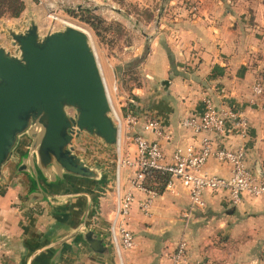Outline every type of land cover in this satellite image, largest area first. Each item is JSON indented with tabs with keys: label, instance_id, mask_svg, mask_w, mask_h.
Here are the masks:
<instances>
[{
	"label": "crops",
	"instance_id": "0c3cea01",
	"mask_svg": "<svg viewBox=\"0 0 264 264\" xmlns=\"http://www.w3.org/2000/svg\"><path fill=\"white\" fill-rule=\"evenodd\" d=\"M181 4L166 0L165 62L157 72L159 77L165 76L167 85L165 96L153 97L150 102L165 130L166 139L160 141L165 159L169 160L174 148L197 146L201 135L181 128L179 121L202 113V100L209 98L218 108L237 109L248 126L244 136L231 124H226L220 134L206 136L225 149L243 146L247 168L264 178V94L259 108L249 105L246 98L255 77L264 75L263 0H240L230 6L220 0ZM16 153L22 152L18 149ZM27 161L29 172L32 162ZM17 163L4 167L8 177L4 173L2 185L12 182L10 174ZM129 171L126 168L123 172L126 189L122 192L130 191L133 202L123 224L132 232L135 248L123 252L122 264H167L180 238L188 244L192 264H264V198L243 194L239 205L233 207L225 192H205L203 207L191 208L186 187L173 180L169 189L153 200V216L145 222L138 214V204L145 195L130 186ZM202 171L226 177L229 167L208 160ZM36 181L47 184L44 188L50 195L41 199L40 205L20 209L22 199L10 200L6 210L0 211V264H116L93 254L84 241L85 234L93 229L108 246L104 237L107 219L103 217L109 219L111 215L103 211L98 226L92 214L95 194L107 184L67 175L55 167L41 171Z\"/></svg>",
	"mask_w": 264,
	"mask_h": 264
},
{
	"label": "rangeland",
	"instance_id": "374dc122",
	"mask_svg": "<svg viewBox=\"0 0 264 264\" xmlns=\"http://www.w3.org/2000/svg\"><path fill=\"white\" fill-rule=\"evenodd\" d=\"M220 1L223 2L224 6L240 2V0H229L230 3L226 4L224 0ZM22 2L24 3V11L18 18L9 16L0 18V48L12 56L18 57L20 55L19 49L14 45L8 31L22 33L28 28L30 22H34L38 27L40 38L49 33L61 31L62 24L52 21L50 16H56L60 21H66L77 26L87 35L89 44L94 50L109 90L113 109L122 119L130 114L136 117L138 121L133 127L126 122L123 123L124 133L119 145L115 147L104 145L99 138L86 132L75 138L71 145L75 155L83 160L89 168L97 172V181L107 184L98 189L100 193L95 194L96 205L92 214L96 216L95 220L100 226L102 221L99 215L103 211L110 213L109 219L107 216L103 217V219H107L106 222L104 220L103 222L107 227V233L104 237L108 239V246L106 247L108 255L105 258L114 261L116 264H121L114 250L112 237L118 183L116 177L114 178V173L119 156L121 159L133 156L134 128L139 127L148 118H157V115L152 112V105H150L153 97L165 96V86L160 84L161 81H165V76L159 77L158 72L161 68V62H165L166 0H22ZM178 2H181L183 6L188 0H178ZM160 33L162 34L160 35ZM155 38L156 41H154ZM260 75L262 74L256 77ZM261 97L255 101L258 108L261 104ZM246 98L251 99L250 88ZM66 111L70 117L75 118L74 109L68 108ZM18 143V149L20 145H23L22 149L27 152L21 157L22 162L28 163L27 157L32 156L33 163L30 165L36 169V174L29 171V175L21 176L17 170L18 167H16V170H13L16 177L11 172L12 182L9 186H5L2 185L1 179L4 178V173L8 177V171H2L0 177V211L9 206L8 201L10 200L13 202L22 199L23 202L19 204L20 209H27L31 205H40V201L36 202L37 204L26 205L28 196L33 192L43 193V199L50 196L44 188L47 184L41 185L36 181V176L40 178L41 172L38 170V158L35 151H32V146L37 141H32L29 135H25L20 137ZM17 160L18 153H15L11 157V163ZM125 170L120 171L119 187L121 193H123V189H126L123 186V172ZM24 189L26 190L22 194ZM154 212H156L155 208ZM138 214L144 218L145 222H149L153 216V208H151L148 216L150 218L145 217L139 210ZM97 219L100 221L98 222ZM91 230L94 232L93 229ZM94 235L99 238L97 234L94 233ZM134 248L135 244L133 243V248L127 251H132ZM123 252L121 259L124 256ZM93 254L104 257L99 253ZM166 263H168V258Z\"/></svg>",
	"mask_w": 264,
	"mask_h": 264
},
{
	"label": "water",
	"instance_id": "95a60500",
	"mask_svg": "<svg viewBox=\"0 0 264 264\" xmlns=\"http://www.w3.org/2000/svg\"><path fill=\"white\" fill-rule=\"evenodd\" d=\"M8 33L20 55L12 56L0 48V177L16 153L20 137L29 135L37 141L32 151L40 172L55 167L67 175L97 180V172L75 155L72 142L86 132L115 147L119 128L87 35L62 24L61 31L40 38L34 22L22 33ZM160 84L166 86L167 82ZM68 108L75 110V118L67 114ZM22 146L14 162H18L19 172L28 173L26 162L21 160L27 153ZM32 159L28 156L26 161ZM43 196L33 192L27 204ZM84 241L92 252L108 255L94 232L88 231Z\"/></svg>",
	"mask_w": 264,
	"mask_h": 264
},
{
	"label": "built area",
	"instance_id": "2783aa9c",
	"mask_svg": "<svg viewBox=\"0 0 264 264\" xmlns=\"http://www.w3.org/2000/svg\"><path fill=\"white\" fill-rule=\"evenodd\" d=\"M50 19L56 22V16H50ZM106 90H108L107 86ZM114 90H116L115 87ZM263 92L264 75H260L250 86L251 99H248L249 105H255V101L263 95ZM202 105V113L187 116L179 121L181 128L189 130L195 135H201L196 147L174 148L169 160L166 161L160 147V141L166 139L165 130L160 119L148 118L140 124L139 131L133 134V156L125 159L118 157L116 162L117 197L112 223V237L114 250L121 264L122 251L133 248L132 233L123 224L124 218L130 211L133 194L130 191L121 193L119 181L122 169L131 170L130 186L145 195L138 204V210L145 217L150 215L152 202L158 196L155 190L146 189L143 186L144 176L148 171H156L168 176L164 190L169 189L173 180L183 184L186 187L191 208L203 207L202 195L205 192H225L228 203L233 207L239 205L240 197L243 194L253 198H264V178L247 168L244 147L237 146L232 149H225L216 145L206 136V134H220L226 124H231L240 136H244L248 126L246 117L235 108L216 107L209 98L203 99ZM113 113L119 128L120 138L124 122L132 125V127L138 122L133 115L129 114L125 119H122L114 109ZM208 160L227 165L229 167L228 175L220 177L203 172L202 168ZM167 264H192L188 261V244L183 238L178 239L174 244Z\"/></svg>",
	"mask_w": 264,
	"mask_h": 264
},
{
	"label": "trees",
	"instance_id": "16d2710c",
	"mask_svg": "<svg viewBox=\"0 0 264 264\" xmlns=\"http://www.w3.org/2000/svg\"><path fill=\"white\" fill-rule=\"evenodd\" d=\"M23 11L24 3L22 0H0V18L3 16L18 18ZM167 180V175L156 171H148L144 176L143 186L146 189L155 190L160 195Z\"/></svg>",
	"mask_w": 264,
	"mask_h": 264
},
{
	"label": "bare ground",
	"instance_id": "6f19581e",
	"mask_svg": "<svg viewBox=\"0 0 264 264\" xmlns=\"http://www.w3.org/2000/svg\"><path fill=\"white\" fill-rule=\"evenodd\" d=\"M56 22H58V23H61V24H64V25H66V26H70V27H74V28H77V29H80V28H78L77 26H74V25H72V24H70V23H68V22H66V21H60L57 17H56ZM103 77V76H102ZM103 79H104V77H103ZM104 82H105V80H104ZM107 92H108V90H107ZM108 97H109V100H110V96H109V93H108ZM110 104H111V100H110ZM111 107H112V104H111ZM113 108V107H112ZM119 133V132H118ZM119 143H120V141H121V138L119 137ZM118 143V144H119ZM116 177V179H117V175H116V170H115V173H114V178ZM117 182H118V180H117ZM122 260V259H121Z\"/></svg>",
	"mask_w": 264,
	"mask_h": 264
}]
</instances>
